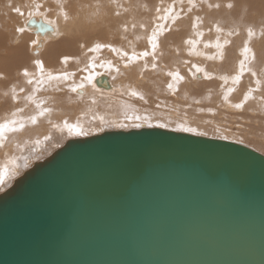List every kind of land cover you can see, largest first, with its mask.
<instances>
[{
	"label": "water",
	"instance_id": "obj_1",
	"mask_svg": "<svg viewBox=\"0 0 264 264\" xmlns=\"http://www.w3.org/2000/svg\"><path fill=\"white\" fill-rule=\"evenodd\" d=\"M0 264H264V154L164 127L71 138L0 194Z\"/></svg>",
	"mask_w": 264,
	"mask_h": 264
},
{
	"label": "bare ground",
	"instance_id": "obj_2",
	"mask_svg": "<svg viewBox=\"0 0 264 264\" xmlns=\"http://www.w3.org/2000/svg\"><path fill=\"white\" fill-rule=\"evenodd\" d=\"M78 1L72 0V6H69L68 0H53L54 4L61 6L62 14L60 18L55 15L53 17L45 16L46 19H44L43 14H38L37 11L34 12L31 10L30 13H32L27 20V16L24 19L22 15L21 18V15L16 14L8 7V4L12 3L15 6H19L23 12V0H3L0 2V71L5 72L8 81L11 82H0V125L8 124L7 128H0V194L3 193L25 170H28L37 162H42L52 157L69 139L92 136L87 134L73 136L74 134L69 133L68 129L65 127V122L69 125L78 126L84 133L88 130H94L95 126L99 127V124H95L93 120L87 121L89 117L86 118V109L89 111L88 115H91L90 108H92L93 101H95L94 96L96 93L100 94L103 98L101 100L105 99L106 102H109L111 105L114 104L115 107L111 118H102L101 123L104 127V131L112 130L109 124L119 126L126 125L129 126L130 129L159 127L160 124H164L165 126H171V129L176 131H182V128L190 127L194 124L203 128L204 131L210 130L214 133H217L215 132L216 130H224L221 127L219 128L211 119L198 122L190 117L192 116L191 113L189 115L186 111V113L183 112V114H187L190 119L183 117L184 115H178L182 113L178 110L179 108L175 107V105H178L176 102L177 99H180V97L183 99L184 97L185 101L186 98L189 100L191 96H194L193 92L195 90H200V92L204 90V93L208 95V97H210V95L220 96L219 103H223L222 106L226 107L225 110L231 108L234 111L237 110L240 112L244 109L247 111L259 109L261 112H264V80L262 84L258 82V76L261 75V73L258 72L264 67V29H258V32L249 38L248 43L244 29H242V26L238 23L243 18L246 21H251L248 20L250 19L248 18V12L253 16L260 15L264 17V0H250L247 5H244L243 2V8H240V10L235 6L233 9L231 8L232 10H228L227 7H224V9L221 7L222 9L219 13H217L218 10L216 12L214 9L216 12L215 14H208L213 12L212 10L211 12L208 11V18H211L209 22L213 21L214 23L215 20H220L223 23H218H222L221 25H223L228 24L226 21L227 19L231 21V23H229L231 26L228 24L230 27L226 25L228 30L226 32L228 33H226L225 30L215 33L210 32L209 36L203 37L200 34L197 35L198 32L200 33V31L197 30L194 38L191 39L194 41L191 46L185 43V40L189 39L187 35H184L182 38V30L186 28L187 34L192 33L194 28L191 23L196 20V16L193 15H199L198 12H194L196 8L201 7L202 9H207L209 8L208 4H213L214 2L222 3L221 6H223L228 3H224V1L229 0H206L198 3L197 7L192 9L191 12L188 11V3L185 2L180 4L178 9L177 7L175 8L176 14L172 15L169 25L167 24V28H164V24L159 25L160 45L156 49L155 60H153L152 57L145 58L142 56L138 60L132 59V54L134 52H143L142 48L144 47L142 46H145L143 43L148 41L147 37L150 36L154 24L153 26L149 25L142 16H138V22L130 23V16L128 17V15L136 8L139 10L147 9L140 7V4L136 3L135 0H104L106 1L104 5H107L108 9L103 10L104 13L102 15H96L97 11L95 7H99V5H96V2L88 0V3H86L85 0H82L84 3H79ZM152 1L154 4L152 3L151 8H155V3L162 4L165 2V0ZM176 1L181 3L180 0ZM232 1L237 2L238 0ZM26 2L29 3V0H26ZM101 2L103 3V0H101ZM170 2L172 3L171 0ZM196 2H198V0H196ZM65 9L68 11L69 16L67 20L64 19ZM181 9H183V12H181ZM257 10L258 12H256ZM198 11L201 12L200 10ZM106 12L107 16H105ZM116 12H119L120 15L117 16L115 14ZM2 14H7L6 17L9 19L11 18L12 21L2 22ZM200 14L203 17L202 19L207 17L206 13V15H204V11ZM177 16H181L182 19L173 24L172 20H175ZM133 17L134 16H132V18ZM135 19H137V17ZM206 21L208 22V20ZM206 21L203 22L207 24ZM259 21H263V19ZM128 24H135L137 30L132 32L129 30L131 33L126 32L127 29L125 30V28H127ZM141 25H144V27H141ZM177 25L180 28L173 31V28L175 29ZM20 26L25 28L23 34H19L15 31V29ZM42 26H46L48 31H45ZM203 26L204 25H202V27ZM123 27L124 29L122 31ZM231 27H236L238 31L235 30V32L238 34L234 35L231 30L233 28ZM119 28H121V32L117 31ZM144 28H147L146 31L143 30ZM168 29H172V31L165 34ZM208 29L206 30L207 32H209ZM98 30L100 31L98 35L100 38L104 35V32H106L105 39H103L104 36L98 39L104 40V43H100L113 44V47L117 49L115 52L110 48H101L97 50L101 52L104 51L105 53V50L107 51V49H109V53L107 54L111 56L110 58L118 60L116 62L114 61L115 63L112 61L113 59H109L110 61H108L113 62L115 65L113 69L118 68L119 71L116 69L117 75L109 74L108 71L111 68L109 63H105L104 65L96 64L98 61L100 63L101 60L99 59L93 64L89 63V69L85 68L87 67L86 64L85 67L84 65L82 66L80 61L78 62V66H75L76 63L75 65L70 63L73 57H77V55L75 56L74 54V52L77 51L75 48L79 46L77 42L82 43L80 41L82 39L78 40L80 37H78L77 34L80 33V36L83 38V34H85V37H87L85 42H87L88 38L94 39L96 37L97 33L95 31ZM178 30L180 33H177ZM113 31H117L118 33H114ZM91 32H93V34L95 33L94 38H90V35L93 36ZM73 33H76L77 36H75L78 37L76 43V40H74L76 37L74 39L72 38L74 37L72 36ZM88 33H90V35ZM100 33H103V35ZM229 33L232 34L229 35ZM86 34L90 37L86 36ZM72 42H74V44ZM92 42L93 40H91L90 43ZM217 42L220 44L219 48L215 47ZM95 43H97L96 39ZM76 44L78 46H76ZM208 45H212V47ZM39 47H42L40 52L43 50V53H41V56L43 54V57H41V61H43L44 64L43 73H41L39 68L33 63L36 57L35 51ZM86 48L89 50L88 47ZM149 48L151 50V47ZM246 48L248 51H245ZM76 49L80 50L79 48ZM79 52L80 51L76 53L79 55ZM124 52L128 53V57H124ZM82 54L86 56L83 52ZM86 54L90 55L91 53L86 52ZM221 54H223L222 59ZM65 57H67V62H65ZM210 57H215V59H210ZM80 58H82V56ZM102 58L104 59V56H102ZM102 58L100 57V59ZM88 59L89 58H87V60ZM49 60L54 62L53 65L50 66L47 64ZM105 60L107 61L108 59ZM241 61H243L242 68ZM188 62L191 71L187 68L185 69V65ZM250 62L251 67H249L250 64H248ZM153 63L156 64L155 68L152 67ZM125 64L129 66L125 67ZM145 64H147V67H145ZM203 64H205V67ZM17 65H21L24 68L27 67L30 74H34V80L42 81V83L27 85L25 83V78L20 76L23 68ZM195 66L204 69V73L212 75L213 80L205 78V75L201 73L193 76L192 73L195 72ZM74 67H76V69L73 70ZM230 68L234 70L232 73L229 72ZM169 71L173 73L178 72L184 79L179 80L175 76L169 77L167 75ZM234 72L244 80L239 84L241 85L238 93L240 94L239 100L238 98L237 100L231 98L228 85L226 86L228 88H224L227 83L231 85ZM252 73H255V75ZM64 74L67 75V79L63 78ZM50 75L60 76V79L50 81L48 79ZM224 78H229V82H222L221 79ZM104 82H107L108 86H105ZM81 83L84 84L83 88H78L77 92L71 91L72 87H77ZM169 83L173 84L172 89L167 87ZM6 84L7 86H5ZM203 85L206 87L205 89L207 91L203 89ZM13 87H15V92L11 91ZM21 87L25 88L24 92L20 91ZM29 89H31V91H29ZM133 91L137 92L138 95L133 96L131 94ZM5 93L8 95H5ZM245 95L249 97L245 107L243 109L235 108V103L240 102ZM13 96H16V99H12L11 97ZM140 96H143V99H140ZM225 97H227V100ZM193 98H195V96ZM98 99L96 101H98ZM19 101L20 104L18 103ZM183 104L186 105V103ZM183 104H181L182 107ZM183 108H185V106ZM220 108L222 109V107ZM180 109L183 110L182 108ZM99 110L100 109H98V113L101 112ZM249 111L248 114L251 113ZM258 112L261 113L260 111ZM41 113H43V115H41ZM218 114L220 113L218 112ZM33 117H35V123H33ZM195 117L196 116H194V118ZM13 121L15 123H11ZM136 124H140L141 127H135L134 125ZM12 128H15L16 131H12ZM226 131L228 132L229 130ZM218 133L220 134L219 131ZM222 133L224 132L222 131ZM247 133L251 136L257 135L255 132L249 130H247ZM218 137L219 135L217 134V138ZM263 138L264 137H262V139Z\"/></svg>",
	"mask_w": 264,
	"mask_h": 264
},
{
	"label": "rangeland",
	"instance_id": "obj_3",
	"mask_svg": "<svg viewBox=\"0 0 264 264\" xmlns=\"http://www.w3.org/2000/svg\"><path fill=\"white\" fill-rule=\"evenodd\" d=\"M3 0H0V2H2ZM22 1V0H21ZM71 1L72 0H70V3H69V0H68V4H69V6H72V3H71ZM78 1V0H77ZM86 1V3H88V0H85ZM89 1H91V0H89ZM136 1V3H138V4H140V7H143V8H145V9H147V10H139V9H135V10H133L132 11V9H131V13L128 15V17H129V20H130V23L132 22H138V16H142V17H144L145 18V20L149 23V25H152L153 26V24H154V26L153 27H155V25L156 24H158V25H162V24H164L165 25V29L167 28V24L169 25V22H170V19H166V20H158L157 19V16H161L162 15V13L163 12H157L156 11V9L157 8H160V9H164V7L165 8H173V6H174V8H176L177 7V9L180 7V4H182V3H179L178 1H176V0H171L172 1V3L170 2V0H165V2L164 3H162V4H160V3H155V8L153 7V8H151V5H152V3L154 4V2L152 1V0H135ZM176 1V2H175ZM204 1H206V0H198V2H196V0H195V2H196V7H197V4L198 3H201V2H204ZM237 1V0H236ZM239 1V2H238ZM237 2H234V1H232V0H229V1H224V3H226V2H228V3H232L234 6L233 7H235L236 6V8L238 9L239 8V10H240V8L242 9L243 7V5H242V3L244 2V5L246 4H248V2L250 1V0H238ZM240 1H241V3H240ZM79 3H84L82 0L81 1H78ZM92 2H96L97 4L96 5H99V7L97 6V7H95L96 8V11H97V14L96 15H102L103 13H104V11L103 10H105V9H108L107 8V5H104V4H106V1H104L103 0V3L101 2V0L99 1H93L92 0ZM100 2H101V4H100ZM105 2V3H104ZM168 2H169V4H168ZM188 3V0L186 1V0H183V3ZM90 3V2H89ZM171 3V4H170ZM175 3H176V6H175ZM215 3H219V2H214L213 4H215ZM228 3H226V4H228ZM238 3V4H237ZM36 4H39V5H42L41 7H34V5H36ZM178 4V5H177ZM221 5H222V3H220ZM241 6H240V5ZM23 12L25 13V17H24V14H23V18L25 19L26 18V16H27V18H26V20L30 17V15H31V13H30V11L31 10H33L34 12H36L37 11V13L38 14H43L44 15V19H46L45 18V16H47V17H53V16H57L58 18H60V16H61V14H62V11H61V6L60 5H56V4H54L53 3V0H29V3H27L26 2V0H23ZM104 5V6H103ZM145 5H147V7H145ZM103 6V7H102ZM105 6H106V8H105ZM171 6V7H170ZM264 6V5H263ZM195 7V8H196ZM223 9H224V7L226 8V5L224 4L223 6H221ZM219 8V9H215V8H201V7H197L196 8V11H194L195 13L196 12H198V14L201 16V18H200V16H199V18L201 19V21H206V20H208V22H209V19L211 20V18H208L209 16H208V14H215L216 12H217V10H218V12L217 13H219V11H221V9L222 8ZM38 8V9H37ZM214 9L216 10V12L214 11ZM228 10H232V9H229V8H227ZM226 9V10H227ZM176 10V9H175ZM198 10H200L201 12H203L204 11V15H206L207 13H208V11H210L211 12V10L213 11V12H211V13H208L206 16L207 17H205L204 19H206V20H204V19H202L203 17H202V15L200 14L201 12H199ZM207 10V11H206ZM109 12V11H108ZM141 12H142V14H141ZM194 12H192V13H194ZM256 12H258V10L256 11ZM191 13V14H192ZM206 13V14H205ZM144 14V15H143ZM176 13L174 12V15H175ZM203 14V13H202ZM248 14H249V17L248 18H250V19H248V20H251V21H246V20H244V18L241 20V21H239L238 23L242 26V29H244V32H245V34H246V36H247V40H248V43H249V38L251 37V36H248L247 35V31L249 30V29H251L252 30V32H253V34H255V33H257L258 32V29H260V28H262V29H264V17L263 16H260V15H256V16H253L250 12H248ZM258 14V13H257ZM6 15L7 14H2L1 15V18H2V22H4V21H12V19L10 18H7L6 17ZM163 15H164V13H163ZM193 15V14H192ZM105 16H107V12H106V15ZM132 16H134L133 18H132ZM193 16H196L197 17V14L195 15H193ZM247 16V15H246ZM32 17V16H31ZM127 17V18H128ZM137 17V19H135ZM21 18H22V15H21ZM118 19V18H117ZM116 19V20H117ZM135 19V20H134ZM260 19H263V21H259ZM155 20V21H154ZM161 21H162V23H161ZM227 21V23L229 24V23H231V21L230 20H226ZM207 22V21H206ZM207 22V24L205 23V22H203L202 23V25H204L203 27H202V25H200L199 26V28H197L196 29V27H193L194 29L192 30V33L191 34H187V32H186V28H184L183 30H182V38L184 37V35H187L188 36V38L189 39H192V38H194V35H195V32L198 30V31H200V35L201 36H203V37H207V36H209L210 35V32L211 33H215V32H217L216 31V28H215V25H217V23L218 22H222V21H220V20H215L214 21V23H213V21H211V22H209L208 23ZM205 23V24H204ZM211 23V24H210ZM223 23V22H222ZM222 23H218V25L220 24V28L222 29V31H224L225 30V32L226 31H228L227 30V27H226V25L227 26H231V24H223V25H221ZM233 23V22H232ZM192 25H193V23H191ZM209 24V25H208ZM129 25L130 24H128L127 25V30H126V32H128V33H131L132 31H135V30H137V27H132V25H130V27H129ZM145 25V24H144ZM179 25V24H178ZM177 25V27H175V29L173 28V31H175L176 29H178V28H180L179 26ZM225 25V26H224ZM114 26V25H113ZM223 26V27H222ZM229 26V27H230ZM38 28V27H37ZM114 28V27H113ZM202 28V29H201ZM209 28V29H208ZM231 28H233V27H231ZM110 29V28H109ZM123 29H124V27L122 28V31H123ZM146 29L147 28H144L143 30L144 31H146ZM208 29V31L209 32H207L206 30ZM237 28L236 27H234L233 29H231L232 30V32H233V34L235 35V34H238L237 32H235V30H236ZM115 30H117V29H115ZM129 30L131 31V32H129ZM211 30V31H210ZM118 32H121V28H119V30H117ZM117 31H113L114 33H118ZM202 31H203V33H202ZM236 31H238V30H236ZM94 32V31H93ZM93 32H91L92 34H93ZM97 34H96V37L94 38V36H95V33L93 34V36L92 35H90V33H88L90 36H88L87 34H86V36H88V37H90V38H94V39H89L88 38V43L87 42H85V39L87 38V37H85V34H83L84 35V38L83 37H81L80 36V33H78L77 35H78V37H80V38H78V37H76L77 35H76V33H73L72 34V36H74V37H72L74 40H76L75 41V43L77 42V38H78V40L79 39H82V40H80L82 43H78L77 42V44L79 45H77L76 44V46H78V47H76V48H79L80 50H78V49H76L75 48V50H77L76 52H78V51H80L79 52V55H78V53H76V52H74V54H75V56L77 55V57H73V60L72 61H70V63L71 64H74L75 65V63H76V65L75 66H78V62L80 61L81 62V64H82V66L84 65V67H85V64H86V66L87 67H85L86 69L88 68H90L89 67V65L90 64H93V63H95V62H97L98 61V59L99 60H101L100 61V63H99V61L96 63V64H102V65H104L105 63H109L110 65H111V68H110V70L108 71L109 72V74H112V75H117L116 73H117V70H118V68H115V69H113L114 67H115V65L113 64V62L115 61H118L117 59H114V58H110L111 56L109 55V54H107V53H109V49H107V51L105 50V53H104V51H94V52H92V51H89L86 47H88L89 49L90 48H93L94 47V45L96 44L95 43V39H96V42L97 43H100V42H103L104 43V40L103 39H105V33L106 32H104V35H103V33L101 34V35H103V36H101V38L103 37V41L102 40H98L100 37L98 36L99 35V30L98 31H95ZM167 32H169V31H166V33L165 34H168ZM194 32V33H193ZM149 33V32H148ZM177 33H180V31L178 30L177 31ZM205 33H206V35H205ZM209 33V34H208ZM226 33H228V32H226ZM33 34V33H32ZM31 34V35H32ZM203 34V35H202ZM208 34V35H207ZM76 35V36H75ZM82 35V36H83ZM205 35V36H204ZM149 37V36H148ZM35 38V37H34ZM100 38V39H101ZM204 39V38H203ZM206 39V38H205ZM84 40V41H83ZM87 40V39H86ZM91 40H93V42L92 43H94V44H92V43H90L91 42ZM99 41V42H98ZM222 41H224V40H222ZM73 44H74V42H72ZM103 43H101V44H103ZM83 44V45H82ZM90 44H92V45H90ZM143 44H145V46L143 45H141L142 47H144V48H142L143 49V51H145V50H150V48L149 47H151V45H150V43L147 41L146 43H143ZM88 45V46H87ZM112 46H113V44H111ZM44 46V45H43ZM49 46V45H48ZM41 48L42 47H39L36 51H35V55H36V57H35V60L36 59H38V60H42L41 59V57H43V54H42V56H41V53H43V50H42V52H40V50H41ZM44 48V47H43ZM84 48V49H83ZM46 49H47V46H46ZM85 50H88V51H85ZM85 51V52H84ZM39 52V53H38ZM46 52H47V50H46ZM82 52L86 55V56H84L83 54H82ZM86 52L87 53H94V54H90V55H88V54H86ZM101 52V53H100ZM99 53V54H98ZM98 55H99V57H98ZM39 56H40V58H39ZM82 56V58H80ZM102 56H104V59L102 58ZM81 59H79V58ZM97 57V58H96ZM100 57L103 59H100ZM77 58V59H76ZM87 58H89L88 60H87ZM91 58V59H90ZM74 59H76V60H74ZM105 59H108L107 61L105 60ZM112 60L113 62H108V61H110V60ZM85 60V61H84ZM92 60V61H91ZM89 61V62H88ZM103 61V62H102ZM106 61V62H105ZM150 61V60H149ZM51 62V63H50ZM86 62V63H85ZM114 62V63H115ZM53 61H50L49 60V62L47 61V64H49L50 66L51 65H53ZM88 63V64H87ZM90 63V64H89ZM248 64H250L249 65V67H251V62L250 63H248ZM17 66H21V65H17ZM117 66V65H116ZM203 66L205 67V64H203ZM22 68H24L23 66H21ZM83 67V68H84ZM20 68V67H19ZM21 68V69H22ZM84 68V69H85ZM190 69V64H189V62L188 63H186V65H185V69ZM74 69H76V67H74L73 68V70ZM117 69V70H116ZM262 70V71H261ZM261 70H259L260 72H258V73H261V75H259L258 76V82H261L260 84H262V81L264 80V67L261 69ZM114 71V72H113ZM234 70L232 69V68H230L229 69V72H233ZM236 72H234V76H233V78L231 79V85L230 84H228L227 82H229V78H224V79H221V81L222 82H226L227 84L225 85V87L224 88H228L229 87V93L231 94L230 96H231V98H235V100H237V98H238V100H239V96H240V94H238L239 93V89H240V87H241V85H239V84H241L244 80L243 79H241V81L239 80V81H236L235 80V78L234 77H236L237 76V73L235 74ZM201 74H203L204 75V72H202ZM222 75V74H221ZM20 76H22L21 74H20ZM212 76V75H211ZM213 78H214V75H213ZM225 79H226V81H225ZM211 80H213V79H211ZM21 81V80H20ZM238 82V83H237ZM237 84V85H236ZM182 85L184 86V84L182 83ZM205 85V84H204ZM203 85V89H205L206 87V85L204 86ZM221 85H223V84H221ZM228 85V87H226ZM234 85H236V86H234ZM234 86V87H233ZM238 86V87H237ZM206 90V89H205ZM202 91V90H201ZM207 91V90H206ZM205 91L203 90L202 92H200V90H195L194 92H193V95L195 96V98H193L194 96H191L190 98H189V100L186 98V101L184 100L185 98L183 97V99H182V97H180V99L178 98L177 99V104L180 106H178V105H175V107L176 108H179L178 110H180L181 111V113L182 114H178L179 116H183V117H185V118H188V119H190L189 118V116L187 115L188 113H189V115H190V113L192 114V116H190V117H192L193 119H195L196 121H198V122H204V121H208V120H213L216 124H217V126L220 128H223L224 130H216L215 132H217V133H214V132H211L210 130H207L208 131V133H207V131H204V129L203 128H200V127H198V125H191L190 126V128H193V129H195V131H192V132H188V133H193V134H197V135H200L199 133H204L203 135L204 136H208V135H210V136H208V137H211L212 135L215 137V138H217V134L219 135V137L218 138H221V137H223V138H221V139H228V140H232V141H235V142H238V143H242V144H245V145H248V146H250V147H252V148H254V149H256L257 151H259V152H261V153H263L264 154V138L262 139V137H264V112L262 113L261 112V110H259V109H255V110H248L249 112H251V113H249L248 114V111L246 110V109H244V110H241L240 112H238L237 110H235V111H237V112H235L234 110H232L231 108H228V110H225L226 109V107L225 106H222V104L223 103H219L220 101V96H217V95H215V96H212V95H210V97H208V95H206L205 93H204ZM200 93V94H199ZM98 93H96L95 94V96H94V100L95 101H93L94 103H93V105H92V108H90L91 109V115H88L89 113V111H88V109H86V112H87V114H86V112H85V114H86V118L87 117H89V118H87V121L88 120H93V122L95 123V124H99V127L97 126H95V128H94V130H88V131H86V134L87 135H93V134H97V133H101V131L103 132L104 131V127L102 126V123H101V121H102V118L103 119H107V118H111L112 117V113H113V111H114V104H110L109 102H106L105 101V99L104 100H101V99H103L101 96H100V94H98ZM237 94H238V96H237ZM197 95V96H196ZM235 95H236V97H235ZM97 96V97H96ZM96 98V99H95ZM99 98V99H98ZM98 99V101H96ZM207 99V100H206ZM206 100V101H205ZM95 102H96V104H95ZM186 103V105H184L183 103ZM200 102V103H199ZM19 104H20V101L18 102ZM109 105H108V104ZM196 103V104H195ZM181 104H183V107L185 106V108H183L182 107V105ZM189 104V105H188ZM220 106H219V105ZM97 107H96V106ZM107 105V106H106ZM188 105V106H187ZM219 107H218V106ZM95 106V107H94ZM102 108H101V107ZM178 106V107H177ZM192 106V107H191ZM200 106H202V107H200ZM220 107H222V109L220 108ZM180 108H182L183 110H181ZM201 108V109H200ZM212 108V109H211ZM215 108V109H214ZM218 108V109H217ZM98 109H100L99 111H101V112H99L98 113ZM165 109H167V108H165ZM169 109V108H168ZM198 109V110H197ZM231 109V110H230ZM97 110V111H96ZM105 112H104V111ZM107 110H108V112H107ZM110 110V111H109ZM213 110V111H212ZM214 110H215V112H216V114H215V112H214ZM187 112V114L185 115V114H183V112L184 113H186ZM213 113H211V112ZM242 111H243V113H242ZM247 111V112H246ZM258 111H260L261 113H259ZM218 112L220 113V114H218ZM246 112V113H245ZM254 112V113H253ZM98 113V114H97ZM202 113V114H201ZM240 113V114H239ZM194 114V115H193ZM198 114V115H197ZM216 116H215V115ZM206 115V116H205ZM214 117H213V116ZM219 115V116H218ZM261 115H262V117H261ZM106 116H108V117H106ZM110 116V117H109ZM194 116H196L195 118H194ZM197 116H198V118H197ZM208 116V117H207ZM209 116H210V118H209ZM219 117V119H218V117ZM206 118V119H205ZM216 118V119H215ZM223 118V119H222ZM233 119V120H232ZM218 120H220V121H218ZM260 120V121H259ZM240 122V123H239ZM250 124V125H249ZM224 125V126H223ZM252 125V126H251ZM109 126H110V128H112V129H130V127L129 126H126V127H122L121 128V126H119V125H113V124H109ZM112 126V127H111ZM169 127V128H168ZM256 127V128H255ZM103 128V129H102ZM164 128H167V129H171L172 127L171 126H168V125H166ZM228 128V129H227ZM252 128V129H251ZM106 129V128H105ZM132 129V128H131ZM201 129V130H200ZM255 129V130H254ZM100 130V131H99ZM198 130V131H197ZM226 130H229L228 132L226 131ZM247 130H249V131H253V132H255L257 135H249L248 133H247ZM97 131V132H96ZM218 131L220 132V134L218 133ZM222 131L225 133H222ZM236 131V132H235ZM244 131H246V132H244ZM207 134H206V133ZM222 133V134H221ZM228 133V134H227ZM85 134V135H86ZM224 134V135H223ZM228 136H227V135ZM240 134V135H239ZM246 134H247V136H246ZM222 135V136H221ZM258 135H259V137H258ZM73 136H75V135H73ZM212 136V137H213ZM243 136V137H242ZM224 137H227V138H224ZM242 137V138H241ZM69 138V137H68ZM68 138H66V139H68ZM231 138V139H230ZM65 139V140H66ZM263 141H262V140ZM241 141V142H240ZM262 148V149H261Z\"/></svg>",
	"mask_w": 264,
	"mask_h": 264
},
{
	"label": "snow or ice",
	"instance_id": "obj_4",
	"mask_svg": "<svg viewBox=\"0 0 264 264\" xmlns=\"http://www.w3.org/2000/svg\"><path fill=\"white\" fill-rule=\"evenodd\" d=\"M181 3H183V0H180ZM188 5H189V8H188V11L191 12L192 9H194L196 7V2L195 0H188ZM42 5H39V4H36L34 5V7H41ZM233 4L232 3H228L226 5L227 8L231 9L233 8ZM8 7L12 9V11H14L16 14L18 15H23L24 13L21 11V8L19 6H15L13 5L12 3H9L8 4ZM145 7H147V5H145ZM208 7L209 8H215V9H219L221 7V4L220 3H215V4H208ZM156 11L159 13V12H163L164 15H161V16H157V19L158 20H166V19H171L172 15L174 14L175 12V8L173 6V8H165V9H160V8H157ZM181 12H183V9H181ZM117 16L120 15L119 12H116L115 13ZM69 18L68 16V11L65 9L64 11V19L67 20ZM182 19L181 16H177L175 20H172V23L175 24L178 20ZM203 21L200 20L199 16L196 17V20L193 22V27H196V28H199L200 24H202ZM44 27V30L45 31H48V28L46 26H42ZM132 27H136L135 24L132 25ZM141 27H144V25H141ZM215 28H216V31L217 32H220L222 31V29L220 28L219 25H215ZM126 30V28H125ZM15 31L19 34H23L25 32V28L23 26H20L18 28L15 29ZM168 31H172V29H168ZM200 33L198 32L197 35H199ZM232 33H229V35H231ZM247 35L248 36H252L253 35V32L251 29H249L247 31ZM159 36H160V31H159V25L157 24L151 31V34L149 37H147L148 39V42L150 43L151 45V50H145L143 51L142 53H133L132 54V59L133 60H138L142 57H152L153 60H155L156 58V49L159 47L160 45V39H159ZM185 43L188 44L189 46H191L194 41L191 40V39H187L185 40ZM228 43V42H226ZM209 47H212V45H208ZM216 48H219L220 47V44L219 42L216 43L215 45ZM101 48H110L112 51H117L116 48H114L111 44H101V43H96L95 46L93 48H90L89 51H96V50H99ZM245 51H248V49L246 48ZM124 57H128V53L127 52H124L123 53ZM223 58V54H221V59ZM210 59H215V57H210ZM65 62H67V57H65ZM33 63L39 68V70L41 71V73H43L44 71V64H43V61L41 60H34ZM129 65L128 64H125V67H128ZM145 67H147V64H145ZM152 67L155 68L156 67V64L153 63L152 64ZM243 67V61H241V68ZM119 71V70H118ZM189 71H191V69H189ZM204 72V69L200 68L199 66H195V72L192 73L193 76H196L197 74L199 73H202ZM253 75H255V73H252ZM21 75L25 78V83L27 85H33L34 83L35 84H39V83H42V81H37V80H34L33 76L34 74H30L29 70L27 67L23 68L22 69V72H21ZM167 75L169 77H177L179 80H183L184 77L181 76L178 72L176 73H173L171 71H169L167 73ZM205 75V78L211 80L212 79V76L211 75H208L207 73H204ZM64 79H67V75L64 74L63 76ZM240 76L237 75L235 77V80L236 81H239L240 80ZM48 79L51 81V80H58L60 79V76H52L50 75L48 77ZM7 81L8 83H11L10 81H8V77H7V74L3 71H0V82H5ZM7 86V84L5 85ZM84 87V84L81 83L79 86L77 87H72L71 88V91L72 92H77L78 91V88H83ZM167 87L169 89H172L173 88V84L169 83L167 85ZM11 91L15 92V87H13L11 89ZM20 91L21 92H24L25 91V88L24 87H21L20 88ZM29 91H31V89H29ZM133 96H136L138 95L137 92L133 91L131 93ZM5 95H8L7 93H5ZM12 99H16V96H13L11 97ZM140 99H143V96H140ZM225 99L227 100V97H225ZM249 97L247 95H245L242 100L240 102H237L235 103L234 107L237 108V109H243L245 107V104L246 102L248 101ZM22 110V109H21ZM41 115H43V113H41ZM11 123H15L14 121L11 122ZM33 123H35V117H33ZM121 127H125L126 125H120ZM135 127H141L140 124H136L134 125ZM8 127V124H4V125H0V128H7ZM65 127L68 129L69 133H72L76 136H79V135H84L86 133H84L81 129H79L78 126L76 125H69L67 124V122H65ZM159 127H165L164 124H160ZM12 131H16L15 128H12L11 129ZM182 131H185V132H192V131H195V129L193 128H190V127H184L181 129ZM201 135H203V133H200ZM224 138H227V137H224Z\"/></svg>",
	"mask_w": 264,
	"mask_h": 264
}]
</instances>
